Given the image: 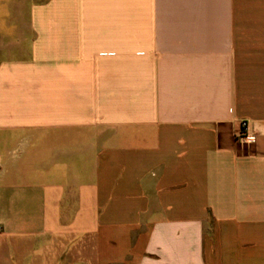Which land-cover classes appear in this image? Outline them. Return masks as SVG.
I'll return each instance as SVG.
<instances>
[{
  "label": "crops",
  "instance_id": "crops-1",
  "mask_svg": "<svg viewBox=\"0 0 264 264\" xmlns=\"http://www.w3.org/2000/svg\"><path fill=\"white\" fill-rule=\"evenodd\" d=\"M0 264H264V0H0Z\"/></svg>",
  "mask_w": 264,
  "mask_h": 264
},
{
  "label": "built area",
  "instance_id": "built-area-1",
  "mask_svg": "<svg viewBox=\"0 0 264 264\" xmlns=\"http://www.w3.org/2000/svg\"><path fill=\"white\" fill-rule=\"evenodd\" d=\"M236 141L240 144H252L255 142V137L248 132V124L242 123L241 128L236 134Z\"/></svg>",
  "mask_w": 264,
  "mask_h": 264
}]
</instances>
